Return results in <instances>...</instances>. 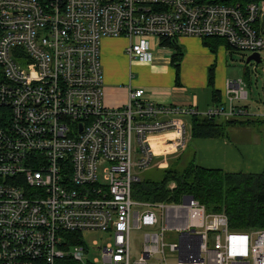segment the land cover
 I'll return each instance as SVG.
<instances>
[{
  "label": "built area",
  "instance_id": "built-area-1",
  "mask_svg": "<svg viewBox=\"0 0 264 264\" xmlns=\"http://www.w3.org/2000/svg\"><path fill=\"white\" fill-rule=\"evenodd\" d=\"M183 36L258 53L261 63L246 60L257 74L264 0H0V264H264V229L234 230L195 198L133 197L159 158L152 141L176 156L193 117L258 116L242 103L243 79L205 110L155 103L132 85L123 105L106 103L104 39L124 38L131 60L151 61V38ZM144 229L133 259V231ZM95 233L105 244L89 246ZM92 249L101 257L90 260Z\"/></svg>",
  "mask_w": 264,
  "mask_h": 264
},
{
  "label": "crops",
  "instance_id": "crops-1",
  "mask_svg": "<svg viewBox=\"0 0 264 264\" xmlns=\"http://www.w3.org/2000/svg\"><path fill=\"white\" fill-rule=\"evenodd\" d=\"M104 41L110 43L104 48V42L102 43L106 103L109 106L123 105L127 100L130 85L144 88L147 99L160 104L197 106L205 110L226 100V82L224 84L222 79L215 81V88L220 92V101L215 103L212 89L203 74L208 67L214 68V73L216 65L221 67V61L225 58L224 51L231 59L233 53L238 52L232 50L225 41L219 45L217 52L213 53L204 44L203 39L191 36L177 38L178 46L181 42L196 52L183 56L180 83H177L176 70L172 63L174 51L162 47L158 39H150L153 56L151 61L131 60L125 52L128 40L124 38H106ZM207 51L218 53L217 58ZM244 105L250 109L249 104ZM255 114L258 116L251 119H236L243 121V124L232 126L231 131L237 133L234 142L222 138H192L187 149L181 154L185 155L193 144L198 149L195 151L196 157L194 156L196 163L203 167L220 168L232 173H264V127L261 129L255 126L259 122L264 123V117L260 116L263 113ZM246 120L251 123L245 122ZM249 127L257 128L252 130L251 137L246 132ZM158 137L155 136L154 139ZM198 152L202 155L200 161L197 159Z\"/></svg>",
  "mask_w": 264,
  "mask_h": 264
},
{
  "label": "trees",
  "instance_id": "trees-1",
  "mask_svg": "<svg viewBox=\"0 0 264 264\" xmlns=\"http://www.w3.org/2000/svg\"><path fill=\"white\" fill-rule=\"evenodd\" d=\"M203 41L213 52H217L219 45L224 42L223 39L211 37L204 38ZM161 46L174 50L172 63L177 83H180L183 49L174 38L162 39ZM247 74L248 68L245 69V75L248 76ZM1 78L0 68V81ZM209 87L212 89L214 102H219L220 92L215 88L214 68L211 69ZM245 122L251 123L250 120ZM237 124H243V121L193 117L192 138H225L228 128ZM182 156L180 154L178 158ZM171 183H175L174 188L170 186ZM187 196L197 199L209 212L225 213L234 230L264 229V173H232L220 168H206L196 163L194 157L181 169H168L161 181L145 178L133 187L134 199L147 202L179 203ZM59 264L79 263L69 259Z\"/></svg>",
  "mask_w": 264,
  "mask_h": 264
},
{
  "label": "rangeland",
  "instance_id": "rangeland-1",
  "mask_svg": "<svg viewBox=\"0 0 264 264\" xmlns=\"http://www.w3.org/2000/svg\"><path fill=\"white\" fill-rule=\"evenodd\" d=\"M201 39V38H200ZM104 42V43H103ZM103 48L105 46H109L110 43L103 40ZM183 49V54L188 55L191 53H196L194 49L187 48L185 45L179 44ZM167 50H171L173 52L174 50L172 48L166 47ZM212 51V50H211ZM213 52V51H212ZM198 53V52H197ZM208 54L214 55L217 58V54H213L210 51H207ZM225 55L224 60L221 61V67L218 68L216 65L215 69V81L217 79H222L225 82H227V79L231 80H239L243 79V81L246 84V89L249 92V98L247 100H244L242 103L249 104L250 111L255 113H263L264 114V71L262 69V66L258 68L257 74L252 73L251 68L248 69V76L245 75V69L246 67V60L248 58V53L243 51H238L233 53V59L230 58L229 54H226V51L223 52ZM217 59H215L216 61ZM212 67H208L203 74L207 77V82H209L210 79V73H211ZM226 90V88H224ZM223 89V91H224ZM225 93V91H224ZM225 102V101H224ZM255 126H259L261 129L264 127V123L259 122L255 124ZM256 127H249V129H246L249 133V136L251 137L252 130H257ZM233 127H229L227 130V136L222 139H226L229 142H234V138L237 136L236 132H232L231 130ZM165 138L168 136H164ZM165 141L158 140L156 142L152 141V146H154L156 150V156L159 157L155 160L154 165L151 167L142 170L138 173L139 178L141 179H151L154 181H161L165 172L172 168H178L181 169L184 167V165L188 164L195 156V151L198 150L196 146L190 145L188 151L183 155L182 157L178 158V155H171L170 152L167 151L165 148ZM201 153H197V159L200 161ZM196 157V156H195ZM146 229L144 230H134L132 234V258L138 259L141 256V249L144 243V233ZM92 240L99 241L100 245L105 244L107 241L106 238L102 236L101 233H95L88 237V244L89 246H92ZM176 241L175 238H169L168 242H174ZM90 260H92L95 257L100 258L101 257V251L99 249H92L90 252Z\"/></svg>",
  "mask_w": 264,
  "mask_h": 264
},
{
  "label": "water",
  "instance_id": "water-1",
  "mask_svg": "<svg viewBox=\"0 0 264 264\" xmlns=\"http://www.w3.org/2000/svg\"><path fill=\"white\" fill-rule=\"evenodd\" d=\"M251 60H256L257 63H261V61H262L261 57H260V55L258 53H255V54H252V55L248 56L247 62L249 63ZM192 199H193L192 196H187L185 198V200H192Z\"/></svg>",
  "mask_w": 264,
  "mask_h": 264
}]
</instances>
